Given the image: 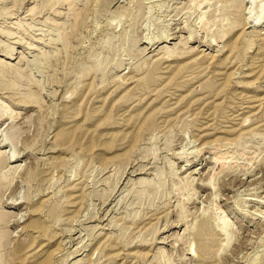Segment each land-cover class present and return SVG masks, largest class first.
<instances>
[{"label":"rangeland","instance_id":"1","mask_svg":"<svg viewBox=\"0 0 264 264\" xmlns=\"http://www.w3.org/2000/svg\"><path fill=\"white\" fill-rule=\"evenodd\" d=\"M0 264H264V0H0Z\"/></svg>","mask_w":264,"mask_h":264},{"label":"bare ground","instance_id":"2","mask_svg":"<svg viewBox=\"0 0 264 264\" xmlns=\"http://www.w3.org/2000/svg\"><path fill=\"white\" fill-rule=\"evenodd\" d=\"M250 1H253V0H249V2H250ZM260 8H262V7H260ZM261 12H262V10L260 9V13H261ZM260 15H261V14H259V16H258L259 18L257 19V22H259V20H260V18H261ZM10 53H11V52H10ZM7 65H8V64H7ZM202 250L205 251V247H202Z\"/></svg>","mask_w":264,"mask_h":264}]
</instances>
